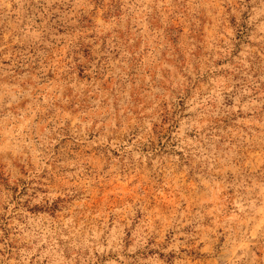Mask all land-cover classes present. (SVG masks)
I'll list each match as a JSON object with an SVG mask.
<instances>
[{
    "label": "rangeland",
    "instance_id": "374dc122",
    "mask_svg": "<svg viewBox=\"0 0 264 264\" xmlns=\"http://www.w3.org/2000/svg\"><path fill=\"white\" fill-rule=\"evenodd\" d=\"M0 264H264V0H0Z\"/></svg>",
    "mask_w": 264,
    "mask_h": 264
}]
</instances>
